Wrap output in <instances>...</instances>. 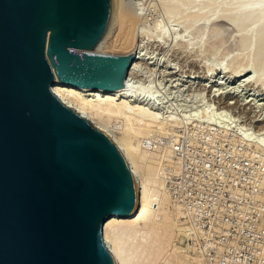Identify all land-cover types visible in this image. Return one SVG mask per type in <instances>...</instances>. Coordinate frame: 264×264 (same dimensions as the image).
Returning a JSON list of instances; mask_svg holds the SVG:
<instances>
[{
	"label": "water",
	"instance_id": "95a60500",
	"mask_svg": "<svg viewBox=\"0 0 264 264\" xmlns=\"http://www.w3.org/2000/svg\"><path fill=\"white\" fill-rule=\"evenodd\" d=\"M118 0H0V264H114L102 227L131 216L121 151L52 92L117 90ZM80 51V52H78Z\"/></svg>",
	"mask_w": 264,
	"mask_h": 264
},
{
	"label": "rangeland",
	"instance_id": "374dc122",
	"mask_svg": "<svg viewBox=\"0 0 264 264\" xmlns=\"http://www.w3.org/2000/svg\"><path fill=\"white\" fill-rule=\"evenodd\" d=\"M118 3L119 11L125 9L130 13L120 16L119 42L117 43L121 42L123 45L126 41L129 45L133 44L137 55L140 53L141 59H143L137 61V77L130 83L135 93L139 95L132 96L131 99L128 98L126 102L131 107L141 104L150 112L156 113L160 120L170 119L178 124L177 128L167 129L164 133H161V130L153 129L156 133L150 132L147 138L143 139L140 136L141 147H144L149 153L154 150L159 151L158 153L162 155H158L161 163L157 167V177L159 176L160 179L155 177L154 181L152 177H149V180H153L154 185L157 184L155 185L157 188L160 185L163 186H160V189L162 188L163 192L166 191L170 198V205L175 214L174 218L182 224L180 227L182 230L177 231L178 235L173 246L182 248L183 253L191 261L199 260L203 264H208L193 254L186 243L187 228L180 219L179 206L173 203L164 176L165 167L177 169L173 148L165 146V144L158 145L160 143L158 140L169 135L186 138L187 135L184 134L186 130L191 131V134L196 129H200L202 132L217 129L223 134L234 131L233 139L248 145L252 153H260L264 160V84H262V82L264 83V68L251 67L252 64L250 66L249 63L250 74L247 76L245 73L241 75V78H234V75L244 68L245 63H248L246 57H243L245 55L241 56L244 58L242 60L241 57L236 59V55L240 54V32L235 25H230L223 20L218 21L217 17L212 20V17L207 25L203 20H199L185 36L184 27L179 21L180 15L168 18L164 13L165 6L162 0H118ZM130 8H133L134 11ZM191 10L189 8L187 13ZM176 17L178 19H174ZM161 31L162 34L165 33V37L158 36ZM177 36L178 38L182 37L183 42L176 43ZM107 53L111 55L125 54L118 47L116 53ZM208 67L211 68L208 70ZM254 74L261 77L260 84L248 80ZM137 98L138 102H136ZM228 111L232 114L236 113V115L233 117L229 115ZM215 114H228L229 117L226 121L234 122L233 126L219 121ZM113 121L111 124L114 127L122 126L121 120L120 122L119 120L118 122L117 120ZM236 121L240 122L239 128L242 129V126L246 127L248 124L249 127L253 126L254 130L250 133L247 129L242 133L237 132V129L231 128V126H237ZM200 135L201 133L190 138L192 146L199 145L200 147L201 143L198 140ZM245 136L253 143H263L262 148L257 149L254 145H249L244 141ZM150 140H154L157 144L150 143ZM190 153L192 156H210L209 152L203 149L192 150ZM142 161L141 164L144 165L142 168L145 170L147 159ZM161 180L163 184L160 182ZM150 184L151 182H149L148 191L154 197L156 189ZM157 199L156 196L155 201H152V209H157Z\"/></svg>",
	"mask_w": 264,
	"mask_h": 264
},
{
	"label": "bare ground",
	"instance_id": "6f19581e",
	"mask_svg": "<svg viewBox=\"0 0 264 264\" xmlns=\"http://www.w3.org/2000/svg\"><path fill=\"white\" fill-rule=\"evenodd\" d=\"M162 1L165 6L164 13L168 18L180 15L179 21L184 27L185 36L199 20H203L207 25L212 17V20L217 17V19L219 18L218 21L223 20L239 29L240 54L236 55V59L245 55L243 57H246L248 63H245L242 70L237 71L238 73L234 75V78H241V75L245 73L248 76L253 66L264 68V0ZM189 8L192 10L187 13ZM119 12L120 16L130 13L129 10L125 9H120ZM158 36L165 37V33L162 34L161 31ZM182 39V37L178 38L177 36L175 42H183ZM121 41L123 42V39ZM119 44L117 43V47L125 53L124 55H130L134 52V60L128 69L123 85L119 89L108 91L80 88L59 82L55 78L51 90L65 106L88 120L94 128L105 133L121 151L131 169L136 188L134 211L128 217L112 216L105 221L102 227L103 241L112 255L114 264H192L194 260L191 261L183 253L182 248L173 246L178 235L177 231L182 230L180 228L182 224L175 220L170 198L166 191L163 192L162 188L160 189L161 183L158 184L160 185L158 188L155 187L157 184L154 185L153 183L156 180L154 178L157 177V167L161 163L158 156L160 155L159 151L153 150L149 153L144 147H141L140 143V141L142 142L140 136L145 139L150 132L156 133L157 130H161V133H164L167 129L177 128L178 124L170 119L160 120L156 113L150 112L141 104L131 107L126 102L128 98L131 99L132 96L137 95L130 83L137 77L136 66H138L137 61L141 59V55L140 53L137 55L133 44L129 45L126 41L123 45L122 43ZM86 51L111 55L102 51ZM244 58L241 57L240 59ZM249 63L250 66L252 64L251 67ZM210 68L208 67V70ZM248 80L260 84L261 77L254 74ZM262 84L264 83L262 82ZM136 102H138V98ZM142 104L144 105V103ZM113 120H117V122L121 120L123 127H114L111 124L114 122ZM244 138V141L249 145H254L257 149L262 148V142V144L253 143L252 140H247L246 136ZM145 159L148 163L146 162L147 167L143 170L144 165L141 164V161H145ZM142 163L145 164L143 161ZM149 177H152L154 181H150ZM157 178L160 179L159 176ZM149 182L156 189L154 197L149 194ZM160 182L163 184L162 180ZM156 196L158 197L157 209H152V201H155ZM194 264H203V262L197 260L194 261Z\"/></svg>",
	"mask_w": 264,
	"mask_h": 264
},
{
	"label": "built area",
	"instance_id": "2783aa9c",
	"mask_svg": "<svg viewBox=\"0 0 264 264\" xmlns=\"http://www.w3.org/2000/svg\"><path fill=\"white\" fill-rule=\"evenodd\" d=\"M229 115L215 114L233 126L226 121ZM236 124L231 128L237 132L254 130ZM233 132L186 130V138L169 135L158 140V145L173 148L176 162L177 169L165 167L166 186L179 206L193 254L208 264H264V160L233 139ZM199 133L200 147L192 146L190 138ZM198 149L210 156H192L190 151Z\"/></svg>",
	"mask_w": 264,
	"mask_h": 264
}]
</instances>
